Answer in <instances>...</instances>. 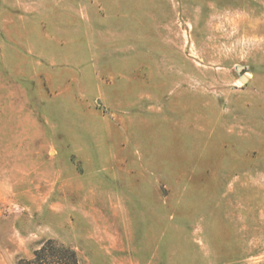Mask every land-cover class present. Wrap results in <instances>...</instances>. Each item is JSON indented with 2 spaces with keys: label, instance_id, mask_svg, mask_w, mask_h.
<instances>
[{
  "label": "rangeland",
  "instance_id": "374dc122",
  "mask_svg": "<svg viewBox=\"0 0 264 264\" xmlns=\"http://www.w3.org/2000/svg\"><path fill=\"white\" fill-rule=\"evenodd\" d=\"M49 238L264 264V0H0V264Z\"/></svg>",
  "mask_w": 264,
  "mask_h": 264
},
{
  "label": "trees",
  "instance_id": "16d2710c",
  "mask_svg": "<svg viewBox=\"0 0 264 264\" xmlns=\"http://www.w3.org/2000/svg\"><path fill=\"white\" fill-rule=\"evenodd\" d=\"M17 264H80L76 251L55 239L40 243L29 257L20 258Z\"/></svg>",
  "mask_w": 264,
  "mask_h": 264
},
{
  "label": "water",
  "instance_id": "95a60500",
  "mask_svg": "<svg viewBox=\"0 0 264 264\" xmlns=\"http://www.w3.org/2000/svg\"><path fill=\"white\" fill-rule=\"evenodd\" d=\"M236 69H240V66H236ZM240 80L245 82L246 77L244 75H240Z\"/></svg>",
  "mask_w": 264,
  "mask_h": 264
}]
</instances>
